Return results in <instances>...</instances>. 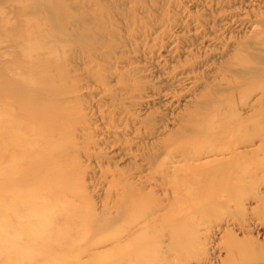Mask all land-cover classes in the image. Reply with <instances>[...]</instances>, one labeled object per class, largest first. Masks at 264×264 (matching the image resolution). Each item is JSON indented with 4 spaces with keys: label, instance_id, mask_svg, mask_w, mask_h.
<instances>
[{
    "label": "bare ground",
    "instance_id": "1",
    "mask_svg": "<svg viewBox=\"0 0 264 264\" xmlns=\"http://www.w3.org/2000/svg\"><path fill=\"white\" fill-rule=\"evenodd\" d=\"M71 1L55 0L54 18L74 28L54 32L23 14L34 30L15 46L23 62L9 81L0 77V216L15 236L8 264L64 263L63 251L76 264L85 253L92 264H204L221 230V264H264V0H110L107 12L96 0ZM74 31L81 43L72 44ZM80 158L107 169L102 213L118 222L99 233ZM156 188L164 209L142 195ZM207 190L206 204L192 202ZM157 230L175 234L174 245L155 247Z\"/></svg>",
    "mask_w": 264,
    "mask_h": 264
},
{
    "label": "rangeland",
    "instance_id": "2",
    "mask_svg": "<svg viewBox=\"0 0 264 264\" xmlns=\"http://www.w3.org/2000/svg\"><path fill=\"white\" fill-rule=\"evenodd\" d=\"M98 2L99 5L103 6V11L107 12L110 10V5L108 1L110 0H96ZM149 1L151 0H144L146 6H149ZM61 2L66 3H70L71 4V0H61ZM55 0H8V58H3L0 59V77L1 79L10 80L9 74H8V70L10 69V66H14L15 68V64H21L23 62V59L20 57H17L18 55L16 54V52L14 51L15 46L18 43V40L20 39V37H22L24 34L27 33H31L34 30L30 29L29 27H27L24 23L25 18L23 16V14H30L29 18L32 19H36L38 20L40 23L45 22V25H41L43 26V28L49 29L50 27H52L54 29V32L56 30L57 27V32L58 29L60 30H65V25H68L70 27H73V23L69 22L68 20H64L63 24L61 26H59V24L61 23V20L58 18L55 19ZM189 6V5H186ZM190 8V7H188ZM191 9V8H190ZM3 11V5H2V0H0V14ZM77 11V10H76ZM76 15V14H75ZM59 23V24H58ZM81 25L79 26L80 29ZM74 28V27H73ZM69 30V29H68ZM71 30H69L70 32ZM75 35H72L71 42L72 44L74 42H79L81 43V39L80 37L77 35V32L74 31ZM68 40V39H67ZM41 42L43 43H39L35 46L36 49H39V45H48V42H45V39H43ZM0 46L5 47L7 46V43H5L4 41H0ZM161 54H163V52H161ZM17 65V64H16ZM80 68V67H79ZM81 69V68H80ZM15 69L12 71L13 74H18L16 72H14ZM12 74V76H13ZM3 77H2V76ZM3 83L5 81H2ZM82 100L87 101V97L82 96ZM89 100V99H88ZM1 114V113H0ZM106 157H108V159H110V162L113 161H117L116 158H111V154L107 153ZM93 159V158H92ZM93 161V160H92ZM87 162L84 161L83 158H80V170L82 171V176H81V185H80V189H81V194L84 197V200L86 202H88V206L90 207V210L92 211V213L94 214V217L99 220V225L97 227V229L94 226V232L93 233H99L102 232L105 229L111 228L112 223H117V220H114V211L113 210H109L106 214L102 213V207L101 204L106 202L107 199V195L109 194V192L112 190L110 188H108L107 183H104L102 181V172L107 170L105 165H102L101 168H98L97 165L94 164V162ZM113 163H109V165H112ZM117 166H119L118 168H127V164L126 163H117ZM126 166V167H125ZM170 166H167L166 168L169 169ZM158 174V173H157ZM211 185L212 182H210ZM179 193H183L182 189H178ZM210 192L207 190L205 192V194L203 195L204 197L198 198V199H193L192 202L193 203H199V204H206L208 202V198H209V194ZM211 194V193H210ZM213 194V193H212ZM142 195L148 199V200H152L153 203H155L159 209H164L167 206V198H165L163 196V193L160 192L159 189H153V192L149 191H143ZM182 198V202H186L185 197H181ZM174 203H171V207L173 208V212H177L178 210L184 209L185 210V205L183 204L180 208L176 207L175 205H173ZM75 206H79V202L75 203ZM82 206V204L80 205ZM79 206V207H80ZM248 206H253V204L251 202H248L246 204H244V208H248ZM188 210V208H187ZM87 216L89 215L86 214ZM43 222H46V220H44ZM109 223L110 225L108 226L105 225L104 223ZM11 223H13L11 221ZM224 223H221L222 227L225 228V226L223 225ZM229 228H231V226H229ZM66 231V233H72V230H63ZM222 230L220 231V234H216V236H213V238H211L208 242L207 245L205 246L206 252L208 253V257L207 260H205L204 264H221L220 260L223 259L224 257V253L223 251H215L213 250L214 244H218L220 242H222L224 240L223 238V233H221ZM238 234V232H237ZM8 235H13L11 233H8V218H5L4 216H0V264H8ZM181 236V234H180ZM155 237H158L159 239H155V247H161V250L163 251V248L165 246H167L168 244H170L172 242V245H174L175 240H176V236L175 234L171 235L169 233H167L166 231H161V230H157ZM15 238V236H10V239H12L11 241H14L13 239ZM96 240V236H94L92 238V241ZM202 236L201 238H199L198 242H202ZM181 243L185 246V247H189L192 245V242L184 237L181 241ZM86 246V245H85ZM97 248V247H95ZM95 248L94 252H95ZM91 249V250H92ZM44 253L41 252H35V251H26V255H28L29 257L31 256H35L37 255L38 257L43 256ZM71 253H67L65 251L61 252V258H63V261H66L64 263H57V264H76L75 263V259H73L70 256ZM88 254H83L81 255V258L79 260L80 263L78 264H92V263H88ZM92 254V253H91ZM69 255V256H68ZM162 257V255L158 254L157 259H160ZM165 257V256H164ZM71 260V262H68L67 259ZM196 258V257H195ZM194 257H187V262L188 264H196L198 263V261L200 259H195ZM85 261V262H84ZM87 261V262H86ZM171 261H174L173 259H171ZM95 264H113L112 260L109 259H102V260H95L94 261ZM23 264H28V262H25ZM94 264V263H93ZM158 264H160V262H158ZM166 264V262L164 263Z\"/></svg>",
    "mask_w": 264,
    "mask_h": 264
}]
</instances>
